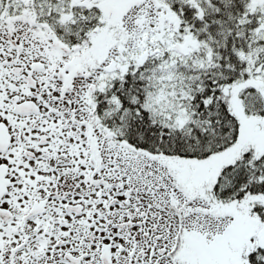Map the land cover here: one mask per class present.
Wrapping results in <instances>:
<instances>
[{
  "label": "snow or ice",
  "instance_id": "1",
  "mask_svg": "<svg viewBox=\"0 0 264 264\" xmlns=\"http://www.w3.org/2000/svg\"><path fill=\"white\" fill-rule=\"evenodd\" d=\"M0 264H264V0H0Z\"/></svg>",
  "mask_w": 264,
  "mask_h": 264
}]
</instances>
